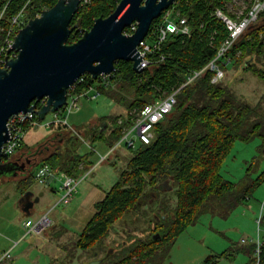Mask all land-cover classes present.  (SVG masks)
Segmentation results:
<instances>
[{
  "label": "trees",
  "instance_id": "obj_1",
  "mask_svg": "<svg viewBox=\"0 0 264 264\" xmlns=\"http://www.w3.org/2000/svg\"><path fill=\"white\" fill-rule=\"evenodd\" d=\"M57 1L0 0V12L4 10L0 20V44L9 28L10 19L22 8L28 21L43 10L50 9ZM120 1L83 2L70 23V26L77 27L71 32L67 44L77 41L84 31L91 28L95 19L109 16ZM224 1L227 0H176L152 22L150 32L172 10L173 16L187 18L191 33L188 36L170 35L159 49L148 56L150 65L141 72H135L130 62L116 63L110 83L120 82L133 91L131 99L118 96L121 104L126 105V110L139 111L178 89L190 73L203 68L215 56L227 36L225 26L214 14V10L221 7ZM125 32L131 34L134 31L125 29ZM229 55L236 69L240 68L264 83V17L245 31ZM211 78L212 74L205 72L181 88L172 112L155 126L152 141L131 149L127 168L119 173L118 181L94 205L93 217L78 235L76 248L87 249L91 243L106 236L124 214L139 208L148 188L155 192L156 197L157 193L173 195L175 204L171 207L168 198H160L159 211L163 214L156 216L157 224L153 229L159 238H150L149 242L134 245L115 264H137L140 259L145 262L152 256L157 244L179 236L202 213L220 210L223 216H228L261 184L264 172L248 184L237 186L224 179L220 169L235 141L249 142L258 137L264 147V99L253 105L237 96L226 83H211ZM85 81L77 91L93 84V79L88 75ZM105 118L109 117L101 120L105 121ZM110 118H113V122L109 134L102 131L101 125L98 128L87 127L93 142L116 144L123 129L133 123L128 115L120 123L119 117ZM102 123L106 125V122ZM70 156L66 161L62 160V154L56 148L43 162L53 171L64 170L71 177L90 164L86 156L76 153ZM30 178L32 175L19 182H24L19 185L22 194L29 190ZM166 180L172 186L160 191V183H166ZM260 225L264 229V216ZM238 252L249 256L247 264H264V237L257 252L256 244H251L225 250L218 256H209L204 264H215L219 256L233 258Z\"/></svg>",
  "mask_w": 264,
  "mask_h": 264
},
{
  "label": "rangeland",
  "instance_id": "obj_2",
  "mask_svg": "<svg viewBox=\"0 0 264 264\" xmlns=\"http://www.w3.org/2000/svg\"><path fill=\"white\" fill-rule=\"evenodd\" d=\"M167 13L172 15L173 11ZM146 40L149 44L152 43L150 37ZM224 71L222 82L237 96L247 99L253 105L263 101L262 81L240 68L236 69L232 62ZM96 93L100 96L93 100L80 98L79 109L67 117L68 130L74 129L66 144L69 150L63 152L62 145H55L57 140L66 137L53 132L60 126H45L55 120L54 114H47L43 121L25 131L23 147L26 149L18 152V156L21 153L30 156L29 151L39 154L37 159L30 157L31 161L38 163L31 168L33 173L28 190L32 193L33 206L29 212H24L19 206L24 196L19 190V185L24 182H19L25 177H0V256L11 251V259L2 264H67L71 261L76 264L75 260L85 258L87 252L81 254L80 248H76L78 235L92 219L96 202L118 181L119 173L127 168L131 156V149H126L124 144L110 154L115 144L93 142L87 127L98 128L102 122H106L102 131L109 134L113 122L110 117H119L120 123L126 115L131 116L134 121L138 114L135 109L126 110V105L121 104L122 100L118 99L121 97L127 100L133 97L129 86L115 81L105 86L98 78L93 80L88 96H94ZM58 116L64 118L65 115L61 112ZM104 117L109 118L102 121L101 118ZM138 146L139 143L136 147ZM45 148L48 151H45ZM55 148L63 154L77 153L86 156L90 164L73 174L72 177L80 183L70 203L52 208L63 194L60 186L66 175L64 170L55 172L54 180L49 186L38 183L34 177L38 170L45 166L43 158ZM105 155L107 157L101 161L100 157ZM263 172L264 147L258 137L249 142L235 141L220 169L224 179L237 186L248 184ZM160 185L163 191L172 186L170 181L161 182ZM162 197L168 198L167 202L171 207L174 206L173 195L157 193L156 197L155 192L147 188L139 208L124 214L113 224L106 236L91 243L87 249L96 248L100 253L99 257L104 258L103 264H107L106 262L110 263L119 256L122 257L134 245L149 242L150 238L158 234H154L153 229L157 224L156 216L163 214L159 211ZM43 216H47L48 225L32 229ZM259 216H264V180L253 189L250 197L228 216H223L220 210L202 213L196 222L179 236L157 244L150 259L145 262L140 259L137 264H204L209 256H218L225 250L248 247L255 244L257 238L262 242L264 229L257 223ZM28 220L31 221L32 227H25L24 224ZM248 261V255L238 252L233 258L219 256L215 264H247Z\"/></svg>",
  "mask_w": 264,
  "mask_h": 264
},
{
  "label": "water",
  "instance_id": "obj_3",
  "mask_svg": "<svg viewBox=\"0 0 264 264\" xmlns=\"http://www.w3.org/2000/svg\"><path fill=\"white\" fill-rule=\"evenodd\" d=\"M175 1L121 0L109 16L95 19L91 28L72 44H67V40L77 26L70 23L81 0H58L19 29L13 44L16 57L7 59L4 67H0V177H27L38 164L33 159L28 172L15 161H3L9 118L33 112L38 121H43L47 114L56 113L66 104L68 90L80 77L88 75L95 80L101 75H111L119 61L130 62L135 72H141L137 47L152 22ZM132 24H136L135 31L125 34ZM43 100L44 104L37 108ZM29 152L37 159V152ZM53 180L50 176L45 186ZM159 190L163 191L162 185ZM31 196L27 191L20 200L24 201L25 212L33 206V202L27 201ZM153 238L156 240L159 235Z\"/></svg>",
  "mask_w": 264,
  "mask_h": 264
},
{
  "label": "built area",
  "instance_id": "obj_4",
  "mask_svg": "<svg viewBox=\"0 0 264 264\" xmlns=\"http://www.w3.org/2000/svg\"><path fill=\"white\" fill-rule=\"evenodd\" d=\"M85 1L87 0H81V4ZM3 14L4 10L0 12V20L2 19ZM214 14L223 23L227 31V36L221 42L215 56L203 68L190 73L185 83H183L178 89L154 101L153 103L147 104L143 109L139 110L132 125L123 129L120 139L116 142L115 147L111 150L110 154L121 144H124L126 149L136 148L137 143L145 145L149 144L153 139L155 126L172 112L174 106L176 105L177 93L185 85L190 84L205 72H210L212 74L211 83L222 81L225 75L224 68L232 62V58L229 55L230 50L249 27L262 21V18L264 17V0H227L224 1L221 7H217L214 10ZM26 22L27 17L25 15L24 8H22L17 15L10 19L9 28L5 32L3 41L0 44V67H4L7 59L16 57L17 53L13 49L14 37L19 29L26 24ZM127 29H130V32L135 31L136 24L130 25ZM124 33L127 34L125 31ZM190 33L191 28L187 18L180 17L179 15H169V13L165 14L161 22L154 26L152 32H150L149 29L145 39L140 42L137 47V53L141 58L139 67L145 69L150 65L148 56L159 49L162 43H164L170 35L182 34L188 36ZM147 37L151 38V44L147 42ZM113 74L101 75L98 78L104 82L105 86H108L110 84V77ZM85 76L87 75L80 77L76 81L75 85L68 90L66 104L54 113L55 120L46 123V127H51L52 125L67 126V117L79 109L80 98L84 97L88 100H93L100 96L99 93H96L94 96H88L89 90L92 88V84H89L90 86L81 91H77L79 85L86 83ZM44 102L45 100H43L40 105H37V108L38 106L41 107ZM61 112L65 115L64 118H60L58 116ZM39 122L41 121H38L37 116L33 112H21L12 115L9 118L7 122L8 140L3 146L4 161H10L16 153L22 149L25 131L29 127L37 125ZM71 130L73 129L71 128ZM106 157V155L103 156L101 161H103ZM50 176L55 177V172L49 166L45 165L38 170L34 178L38 181V183L46 184ZM79 183L80 182H77L73 177L65 175L60 186L63 194L54 207L59 204H69ZM46 217L47 216H43L35 225H33V227L31 221H26L24 225L27 228L32 227V229L45 227L48 225V219ZM261 219L262 216H259L257 219L258 225L260 224ZM255 244L257 252L261 245L258 238ZM10 259L11 252H4L3 255L0 256V264H2L5 260Z\"/></svg>",
  "mask_w": 264,
  "mask_h": 264
},
{
  "label": "flooded vegetation",
  "instance_id": "obj_5",
  "mask_svg": "<svg viewBox=\"0 0 264 264\" xmlns=\"http://www.w3.org/2000/svg\"><path fill=\"white\" fill-rule=\"evenodd\" d=\"M30 156L28 155H24V153L20 156H15L13 159H11V161H15L19 166L24 165L26 167V171H30V167L29 165L32 163L31 161V153H29ZM26 156V157H25ZM80 251L82 252L81 254H83L84 252H87L85 254V258L80 260V261H76V264H103L104 258H100L99 257V251L96 250V248H89V249H84V248H80ZM116 254V253H115ZM113 255V253H112ZM123 258V256H119L117 259H121ZM114 260L113 262H106L107 264H115V262L117 261ZM74 261V260H73ZM67 264H73L72 261L71 262H67Z\"/></svg>",
  "mask_w": 264,
  "mask_h": 264
},
{
  "label": "crops",
  "instance_id": "obj_6",
  "mask_svg": "<svg viewBox=\"0 0 264 264\" xmlns=\"http://www.w3.org/2000/svg\"><path fill=\"white\" fill-rule=\"evenodd\" d=\"M103 124V123H102ZM54 133H56V134H62L63 136H66V137H63V138H61V139H59V140H57V144H55V145H57V146H60V145H62V147H64L63 149V152H65V151H67V150H69V148H66V144H67V141L68 140H70V138L72 137V134H73V132H74V129L73 130H68V128H67V126H60V127H56V129L53 131ZM81 135H82V133H81ZM79 138V137H78ZM83 138H84V136H83ZM79 139H81V138H79ZM63 142V143H62ZM23 149L22 150H20V151H18V152H23V150L24 149H26L25 147H22ZM29 149V148H28ZM56 149V148H55ZM45 151H48V150H46V148H45ZM18 152L16 153V155L15 156H18ZM52 152V151H51ZM51 152H49L48 153V155L49 154H51ZM61 152V151H60ZM61 154H62V160H64V161H66L69 157H71L70 155H72V153H69V155L68 154H63L62 152H61ZM77 154V153H76ZM37 155H39L38 153H37ZM47 155V156H48ZM45 158H43V160H44ZM100 159H101V157H100ZM54 172H57V171H54ZM27 201H32V198L30 197V198H28L27 199ZM23 205H24V201H21L20 203H19V206L21 207V209L23 210ZM55 206V205H54ZM52 207V208H55V207ZM57 207V206H56ZM32 208V207H31ZM30 208V209H31ZM30 209H29V211H30ZM53 210V209H52ZM24 211V210H23ZM28 211V212H29ZM25 212V211H24ZM29 221V220H28ZM50 228V227H49ZM10 251V250H9ZM11 252V251H10Z\"/></svg>",
  "mask_w": 264,
  "mask_h": 264
},
{
  "label": "bare ground",
  "instance_id": "obj_7",
  "mask_svg": "<svg viewBox=\"0 0 264 264\" xmlns=\"http://www.w3.org/2000/svg\"><path fill=\"white\" fill-rule=\"evenodd\" d=\"M68 94V93H67Z\"/></svg>",
  "mask_w": 264,
  "mask_h": 264
}]
</instances>
